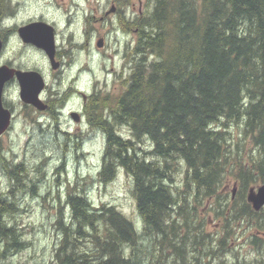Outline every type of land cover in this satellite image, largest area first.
Here are the masks:
<instances>
[{
	"label": "trees",
	"instance_id": "obj_1",
	"mask_svg": "<svg viewBox=\"0 0 264 264\" xmlns=\"http://www.w3.org/2000/svg\"><path fill=\"white\" fill-rule=\"evenodd\" d=\"M5 6L0 0V20ZM133 19L138 57L131 72L119 92L91 94L85 114L106 137L99 179L111 182L120 169L132 177L142 229L116 205L96 206L70 188L69 216L60 208L56 220L57 259L224 264L240 237L260 256L247 260L235 252V264H264V208L247 200L249 189L264 181V0H153L151 10ZM233 123L243 127V139L227 130ZM181 162L187 166L182 188L175 181ZM7 169L19 182L29 178L22 164ZM231 175L238 183L234 196L223 193ZM206 204L217 221L211 230L208 217L198 214ZM2 210L11 214L14 203L0 201ZM3 236L8 247L22 244L7 221Z\"/></svg>",
	"mask_w": 264,
	"mask_h": 264
},
{
	"label": "rangeland",
	"instance_id": "obj_2",
	"mask_svg": "<svg viewBox=\"0 0 264 264\" xmlns=\"http://www.w3.org/2000/svg\"><path fill=\"white\" fill-rule=\"evenodd\" d=\"M113 5L115 12L110 11ZM152 7L153 0H6L4 11L7 14L0 20V30L6 34V25L12 31L5 41L0 65L10 61L22 69L42 72L47 83L43 99L51 100L53 110L43 114L26 106L20 99L18 83L6 86L4 95L14 111V120L11 129L0 137V189L11 186V181H7V170L6 176L3 172L1 159L4 156L6 162L22 163L29 177L17 192L9 193L8 200L14 203L15 210L6 213V221L16 227L22 244L14 250L15 255L9 257L13 248L6 247V264H60L56 249L61 232L56 220L60 208L65 217L69 216L67 193L70 188L84 192L96 206L103 203L116 205L142 229L132 177L120 169L111 182L99 179L106 137L89 124L84 123L79 128V123L69 115L71 108L84 106L83 97L74 94L70 88L78 87L87 95L97 91L119 92L122 80L128 77L138 57L132 52L137 35L135 30H129V21ZM37 20H45L55 27L57 56L64 63L60 73V68L52 67L44 49L24 43L15 31L17 27ZM101 37L105 41L99 47L97 42ZM56 109L62 112L61 115L59 112L60 123L56 120L57 114L53 115ZM119 130L125 137L131 136L128 127L120 126ZM227 130L234 140L244 137L241 125L233 123ZM77 141L81 143L79 148ZM140 145L145 152L151 150L148 140ZM146 156L153 159L152 154ZM186 170V164L181 162L175 178L181 188ZM227 181L223 193L233 194L235 189L237 195L238 183L234 175L227 176ZM211 213L208 204L198 207V214L208 217V230L217 226L213 214L209 216ZM249 231L247 225L241 234L247 236ZM236 242L239 243L235 249L224 257V264H235V252L247 260L260 256L249 239L238 237Z\"/></svg>",
	"mask_w": 264,
	"mask_h": 264
},
{
	"label": "water",
	"instance_id": "obj_3",
	"mask_svg": "<svg viewBox=\"0 0 264 264\" xmlns=\"http://www.w3.org/2000/svg\"><path fill=\"white\" fill-rule=\"evenodd\" d=\"M18 33L25 43H31L42 48L47 53L54 69L59 68L60 63L56 60L55 28L46 21H32L18 28ZM4 40L0 36V57L4 49ZM99 47L104 45V39L97 42ZM16 77L20 86V98L27 104L35 106L39 110H46L48 105L42 100L41 95L46 87V80L38 70H23L0 65V137L7 132L13 121V113L4 105V90L7 82ZM77 120L78 113L73 112ZM247 200L255 210L264 208V182L258 187H251L247 194Z\"/></svg>",
	"mask_w": 264,
	"mask_h": 264
},
{
	"label": "flooded vegetation",
	"instance_id": "obj_4",
	"mask_svg": "<svg viewBox=\"0 0 264 264\" xmlns=\"http://www.w3.org/2000/svg\"><path fill=\"white\" fill-rule=\"evenodd\" d=\"M10 1H12V0H10ZM115 10H116V6L115 5H113L112 6V8H111V12H115ZM118 13L120 14V11H119V8H118ZM43 21H45V20H43ZM0 28H1V21H0ZM18 28L19 27H17L16 28V32L18 33ZM4 29L6 30V42H7V39H8V35L11 33V31H12V28H10V27H6V25L4 26ZM101 38H103L104 39V37H101ZM104 41H105V39H104ZM58 55V50H57V52H56V58H57V60L59 61V63H60V66H59V71H58V73H60V72H62L63 71V69H64V63H63V61H61L60 59H58L59 57L57 56ZM6 65H8V66H10V67H13V68H16V69H22L21 67H19V66H16V65H14L13 63H11L10 61L8 62V63H6ZM23 70H30V69H24L23 68ZM18 83V80H17V78L16 77H14V78H12L11 80H9L8 82H7V84H6V86L9 84V83ZM18 85H19V83H18ZM6 86H5V92H6ZM47 87V86H46ZM45 87V88H46ZM19 89H20V86H19ZM70 90H72V92L74 93V94H77V95H81L82 97H83V100H84V106H85V104L87 103V101H88V98H89V94L87 95L86 93H84V91L83 90H81L80 88H78V87H76V88H70ZM79 95V96H80ZM41 97H42V99H43V94L41 95ZM44 100V102L48 105V107H47V109L45 110V111H40L41 113H43V114H46V113H49V112H51L52 113V105H51V100H45V99H43ZM26 106H32L31 104H27V103H25L24 101H22ZM4 105H5V107H7V108H9L10 110H11V112L13 113V120H14V111H13V109L11 108V107H9L8 106V104L6 103V97H5V95H4ZM84 106L83 107H81V108H71L70 109V112H69V115L74 119V116H73V112H77L78 113V116H77V123H79V128H81L82 126L81 125H83L84 123L85 124H87L88 125V121H87V118H86V114H85V112H84ZM33 107V106H32ZM36 109V108H35ZM56 114H57V118H56V120H58V118L60 117V115L62 114V112L60 111V109H56ZM59 112H60V115H59ZM58 122H59V120H58ZM58 122H57V124H58ZM60 123V122H59ZM78 142V141H77ZM80 143V142H79ZM81 144V143H80ZM4 159H5V161H6V156H4ZM12 163H14L15 164V162L13 161ZM10 164H11V161H7L6 162V167L4 166V169H5V171H3L4 172V174H5V176H6V170H7V174H9V177L7 178V181H11V186H9V185H7V186H5V184H4V186H5V188H1L0 189V201L2 202L3 200H8V199H10V194L11 193H15V191L18 189L19 190V186L21 185H24V179H22L21 178V180H20V182H19V179H12V177H11V175H10V173H9V171H8V167L10 166ZM20 164H22V163H20ZM24 168V167H23ZM22 182V183H21ZM13 183H15V186L14 185H12ZM21 183V184H20ZM17 192V191H16ZM10 193V194H9ZM7 194V195H6ZM1 214H0V264H6V247L7 248H13V250H12V252H11V254H9L8 255V257L10 256V255H12L13 254V252H14V250H16V248H14V246L13 247H8V246H6V236H3V234L4 233H6V212H4V210H2V212H0ZM18 248V247H17ZM13 255H15V253L13 254Z\"/></svg>",
	"mask_w": 264,
	"mask_h": 264
},
{
	"label": "bare ground",
	"instance_id": "obj_5",
	"mask_svg": "<svg viewBox=\"0 0 264 264\" xmlns=\"http://www.w3.org/2000/svg\"><path fill=\"white\" fill-rule=\"evenodd\" d=\"M235 44V43H234Z\"/></svg>",
	"mask_w": 264,
	"mask_h": 264
}]
</instances>
